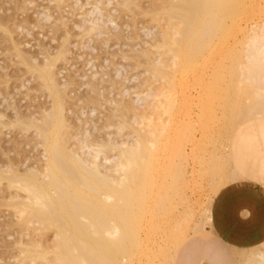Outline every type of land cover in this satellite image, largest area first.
Here are the masks:
<instances>
[{"label": "rangeland", "instance_id": "obj_1", "mask_svg": "<svg viewBox=\"0 0 264 264\" xmlns=\"http://www.w3.org/2000/svg\"><path fill=\"white\" fill-rule=\"evenodd\" d=\"M182 1L0 0V264H264V240L228 248L213 227L223 190L264 192V0L208 29ZM135 134L153 156L131 169Z\"/></svg>", "mask_w": 264, "mask_h": 264}, {"label": "bare ground", "instance_id": "obj_2", "mask_svg": "<svg viewBox=\"0 0 264 264\" xmlns=\"http://www.w3.org/2000/svg\"><path fill=\"white\" fill-rule=\"evenodd\" d=\"M185 1L186 0H183L182 2H184L185 3ZM242 1V0H241ZM189 2V3H188ZM237 2L238 3H240V0H188L187 1V3L189 4V6L187 7L186 5H187V3H185L184 5L187 7V8H185V9H187L186 10V13H189V14H193V16H196V15H199V20H195L194 21V23L197 21V27L198 28H200V29H208L210 26H216V25H218L219 24V22H220V19L221 18H227V17H229V18H231V17H236V16H238V14H240V12L237 14V12L239 11L238 10V4H237ZM248 4V3H247ZM243 7H244V5H242ZM246 7V6H245ZM176 8V7H175ZM178 8V7H177ZM183 8V7H182ZM188 8H189V10H188ZM184 9V10H185ZM243 8H241L240 10H242ZM244 11V10H243ZM174 12V11H173ZM242 14H243V12H242ZM196 24H195V26H196ZM192 40V42H193V40H194V34L193 35H191L189 38H186V39H184L183 40V43L182 44H189V43H187L189 40ZM47 57V56H46ZM47 60V59H46ZM255 66H258V64L256 65V64H254ZM43 73V72H42ZM254 75V74H253ZM256 75V74H255ZM47 76V75H46ZM53 76V75H52ZM243 78V77H242ZM242 78H241V82H244L243 80H242ZM43 79V78H42ZM49 79V78H48ZM53 79V78H52ZM239 79V78H238ZM253 79V78H252ZM251 79V80H252ZM45 80V79H44ZM237 80V79H236ZM251 80H248V81H251ZM53 81H54V79H53ZM209 81V80H208ZM233 81V80H232ZM254 81V80H253ZM213 81H211V83H212ZM217 82V84H211L212 86H210V88L211 87H213V89H212V91H211V93L212 92H214V93H216V94H213V95H217L218 96V94H220V93H218V92H220L221 90H218V89H221V88H219V84H221L220 82H218V81H215V82H213V83H216ZM221 82H223V80H221ZM237 83H235V81H234V83L236 84H234V83H232L231 81L229 82V84L230 83H232V87H231V85H229L231 88H235V86L236 87H239V90H238V88H236L235 89V92L237 93V90L239 91V93H240V87L242 86V88L244 87V89H241V91L243 90V92H244V90H245V87L248 85L246 82L245 83H242L241 85H240V83H238L239 82V80H237L236 81ZM50 83V82H49ZM51 83H52V81H51ZM54 83V82H53ZM228 83V82H227ZM224 84V83H223ZM223 84H222V87H223ZM226 84V83H225ZM238 84V85H237ZM243 84H245L244 86H243ZM252 85V81L251 82H249V85H248V87L249 86H251ZM55 85V84H54ZM200 85V84H199ZM206 85V84H205ZM228 85V84H227ZM240 85V86H239ZM229 86H227V87H229ZM50 87V86H49ZM248 87H246V88H248ZM52 88V87H51ZM210 88H209V91H210ZM226 87H225V85H224V89H225ZM52 89H54V87L52 88ZM223 89V88H222ZM229 91H230V88H227ZM226 89V90H227ZM163 90V89H162ZM226 90H224V92H222V94L224 93V94H226V92H228V90L226 91ZM163 91H166V90H163ZM163 91H161V93L163 92ZM193 91V90H192ZM223 91V90H222ZM226 91V92H225ZM56 92H57V90H56ZM233 94H235V92H234V90H232L231 91ZM61 93V92H60ZM230 93V92H229ZM231 93V94H232ZM239 93H237V94H239ZM223 94V95H224ZM241 94V93H240ZM59 95V94H58ZM166 95V94H165ZM204 95V94H203ZM209 95V94H208ZM227 95V94H226ZM169 95L167 94V97H168ZM228 96V95H227ZM232 96V95H231ZM64 97V96H63ZM165 97V96H164ZM172 98V97H171ZM196 98H198V96L196 97ZM165 99V98H164ZM199 99V98H198ZM218 99V98H217ZM216 99V100H217ZM229 99V98H228ZM56 100H58V99H56ZM214 100L213 101V103H214V105L215 104H218L219 103V100ZM164 101V100H163ZM210 101V100H209ZM235 101V100H234ZM55 103V102H54ZM166 103H167V105H166ZM189 103H191V102H189ZM211 103H212V101H211ZM227 103H228V101H227ZM236 103V102H235ZM257 103V102H256ZM163 104H164V102H163ZM172 104V103H171ZM174 104V103H173ZM219 104H221V102L219 103ZM218 104V105H219ZM226 104V103H225ZM38 105V104H37ZM63 105V104H62ZM61 105V106H62ZM160 105V104H159ZM169 105V103L167 102V101H165V105H164V107L165 106H168ZM211 105V104H210ZM254 105V104H253ZM188 106V105H187ZM226 106V105H225ZM158 107V106H157ZM168 107H170V106H168ZM174 107V106H173ZM188 107H190V106H188ZM210 107H212V106H210ZM216 107V106H215ZM222 107V106H221ZM227 107H229V106H227ZM252 107V106H251ZM258 107V106H257ZM257 107H256V109H257ZM160 108V107H159ZM213 108H214V106H213ZM254 108V107H253ZM259 108V107H258ZM163 109V108H162ZM171 109V108H170ZM219 109H220V107H219ZM223 109V108H222ZM31 110V109H30ZM147 110V109H146ZM155 110V109H154ZM158 110V109H157ZM167 110V109H166ZM235 110V109H234ZM233 110V111H234ZM156 111V110H155ZM162 111V110H161ZM164 111V110H163ZM221 111V110H220ZM57 112V111H56ZM55 112V114L57 115V113ZM60 112V111H59ZM147 112V111H146ZM188 112V111H187ZM199 112V111H198ZM218 112V111H217ZM224 112V111H223ZM162 113V112H161ZM252 113V112H251ZM29 114V113H28ZM146 114V113H145ZM167 114V113H166ZM170 114V113H169ZM194 114V113H193ZM206 114V113H205ZM216 114V113H215ZM214 114V115H215ZM60 115H61V113H60ZM160 115V114H159ZM228 115H230V114H228ZM227 115V116H228ZM34 116V115H33ZM165 116H167V115H165ZM164 116V117H165ZM197 116V115H196ZM224 116V115H223ZM234 116V115H233ZM60 117V116H59ZM213 117H215V116H213ZM145 118V117H144ZM162 119V117H159V119ZM166 118V117H165ZM230 118V117H229ZM215 119V118H214ZM213 119V120H214ZM217 119V118H216ZM229 120V119H228ZM232 120V119H231ZM62 121V120H61ZM216 121V120H215ZM218 121V120H217ZM225 121V120H224ZM230 121V120H229ZM160 122V121H159ZM232 122V121H231ZM164 124V123H163ZM193 124V123H192ZM213 124H216V122L215 123H213ZM162 125V124H161ZM195 125V124H194ZM228 125H229V123H228ZM151 126V125H150ZM149 126V128H151ZM153 127H156V129H158L157 128V126H154V125H152ZM163 126V125H162ZM161 127V126H160ZM217 127V126H216ZM152 129V128H151ZM164 129H165V127H164ZM210 129V128H209ZM214 129H216V128H214ZM213 129V130H214ZM37 130H39V129H37ZM153 130V129H152ZM151 130V131H152ZM158 130H160V129H158ZM158 130H154L155 131V134H156V132L158 131ZM204 130V129H203ZM163 131V130H162ZM217 131V130H216ZM150 132V131H149ZM149 132H148V134H149ZM159 132V131H158ZM157 132V133H158ZM161 132V131H160ZM38 133V132H37ZM137 134H138V132H137ZM139 134H141V133H139ZM148 134L146 135V137H149L148 136ZM151 134V133H150ZM175 134V133H174ZM212 134V133H211ZM39 135V134H38ZM136 135V134H135ZM134 135V136H135ZM144 135V134H143ZM154 134L152 133V137H150V138H154V136H153ZM157 136H158V134H156ZM162 135V134H161ZM136 137H137V140H138V136L136 135ZM140 137V136H139ZM210 137V136H209ZM212 137H213V135H212ZM144 138V140L146 139L145 138V136L143 137ZM143 138H142V140H143ZM158 138H160V136H158ZM148 139V138H147ZM146 139V140H147ZM212 139V138H211ZM63 140V139H62ZM142 140H138V143H137V146L134 148V149H127V150H125V155L124 156H128V158H129V161H130V167H131V169H133V164H134V162H137L138 160L140 161L141 159H142V161L144 160V162H145V159H147V160H150V157H151V155L149 154L150 153V151L148 150V144L146 145V143L144 142V141H142ZM153 140V139H152ZM149 140H147V142H148ZM154 141V140H153ZM156 141V140H155ZM158 141V140H157ZM156 141V142H157ZM211 141V140H210ZM60 142V141H59ZM58 142V143H59ZM62 143V142H61ZM134 143H136V142H134ZM150 143V142H149ZM155 143V142H154ZM64 144V143H63ZM157 144V143H156ZM135 145V144H134ZM150 145H152L151 143H150ZM153 145H155V144H153ZM169 145V144H168ZM199 145V144H198ZM49 146V145H48ZM61 146V145H60ZM203 146V145H202ZM63 147V146H62ZM67 147V146H66ZM152 147H154V146H152ZM54 148H55V146H54ZM81 148V147H80ZM58 150H59V148H57ZM56 149V150H57ZM150 149V148H149ZM154 149V148H153ZM43 150V149H42ZM52 150V149H51ZM45 151V150H44ZM47 151V156H48V159H50V160H55V159H59V154H63L61 151V153H58V152H54L53 150V152H48V150H46ZM50 151V150H49ZM74 151V150H73ZM195 151V150H194ZM64 152H65V150H64ZM199 152V151H198ZM204 152V151H203ZM50 153V154H49ZM66 153V152H65ZM75 153V152H74ZM77 153V152H76ZM75 153V154H76ZM123 153V152H122ZM44 154H46V153H44ZM69 154V153H68ZM154 154V153H153ZM157 154V153H156ZM122 155V154H121ZM45 156V155H44ZM68 156V155H67ZM69 156H71V155H69ZM76 156L78 157V155L76 154ZM153 156V155H152ZM170 156V155H169ZM168 156V157H169ZM196 156V155H195ZM201 157V156H200ZM42 158V157H41ZM47 158V157H46ZM75 158V157H74ZM152 158V157H151ZM194 158V157H193ZM77 159V158H76ZM138 159V160H137ZM154 159V158H153ZM198 159V158H197ZM78 160H79V158H78ZM77 160V161H78ZM136 160V161H135ZM147 160H146V162H147ZM156 160H158L157 158H156ZM156 160H154L155 161V163H156ZM167 160H168V158H167ZM153 161V160H152ZM202 160H200L199 162H201ZM46 162V161H45ZM52 162V161H51ZM131 162H133V164L131 163ZM141 162V161H140ZM144 162L142 163V164H144ZM159 162V161H158ZM158 162H157V164H158ZM166 162V161H165ZM80 163L82 164V162L80 161ZM80 163H79V161H78V164H77V166L79 165L80 167L82 166V165H80ZM154 163V162H153ZM154 163V164H155ZM28 164V163H27ZM137 164H139V163H137ZM147 164H148V162H147ZM147 164H145L146 166H148ZM152 163H150V165H151ZM154 164H153V166H154ZM199 164V163H198ZM46 165V164H45ZM49 165V164H48ZM136 165V164H135ZM144 165V166H145ZM201 166V165H200ZM212 166V165H211ZM79 167V168H80ZM140 167H142L141 169H143V166H140ZM54 168V167H53ZM78 168V167H77ZM82 168V167H81ZM83 169V168H82ZM136 169V168H135ZM147 169V168H146ZM213 169V168H212ZM46 170V169H45ZM97 170V169H96ZM147 170H149V169H147ZM151 170H153V169H151ZM150 170V171H151ZM231 170V169H230ZM132 171V170H131ZM144 171H145V169H144ZM213 171V170H212ZM47 172V171H46ZM133 172V171H132ZM145 172H147V171H145ZM152 172V171H151ZM113 173V172H112ZM148 173V172H147ZM213 174V173H212ZM211 175V174H210ZM134 176H135V174H134ZM51 177V176H50ZM108 177V176H107ZM109 179V178H108ZM136 179H138V176H137V178ZM51 180V179H50ZM103 180H105V179H103ZM102 180V181H103ZM124 180V179H123ZM40 181H41V179H40ZM137 181V180H136ZM140 181V180H139ZM138 181V182H139ZM42 182V181H41ZM40 182V183H41ZM112 182V181H111ZM115 182V181H114ZM126 182V181H125ZM144 182V181H143ZM102 183H104L103 185H108L109 186V184L108 183H110V182H108V181H103ZM137 183V182H136ZM43 184V183H42ZM96 184H97V182H96ZM95 184V185H96ZM100 184V186H102L101 185V183H99V181H98V185ZM139 184V183H138ZM127 185V184H126ZM130 185L132 186V184L130 183ZM137 185V184H136ZM140 185H142V184H140ZM40 186V185H39ZM108 186H106L107 188H109ZM122 186H124V184H122ZM144 186V185H143ZM110 187H112V185L110 186ZM119 187V186H118ZM125 187H128V186H125ZM146 187V186H145ZM38 188V187H37ZM47 188V187H46ZM104 188V187H103ZM107 188L105 189V191H103L104 189H102V187H101V191H103V192H106V190H107ZM121 188H123V187H121ZM121 188H120V190H121ZM119 189V188H118ZM125 189V188H124ZM132 189V188H131ZM134 189V188H133ZM141 189V188H140ZM51 190H52V188H51ZM108 190H110V189H108ZM107 190V191H108ZM39 191V190H38ZM44 191V190H43ZM48 191V190H47ZM101 191L99 190H97L96 191V193H98V192H100V194H102L101 193ZM117 191V190H116ZM119 191V190H118ZM131 191V190H130ZM130 191H128V192H130ZM137 191H139V190H137ZM137 191H136V193H137ZM142 191H144V190H142ZM141 191V192H142ZM90 192H94V190H92V191H90ZM90 192H89V194H90ZM125 192V191H124ZM128 192H126L127 193V195H128ZM41 193H43L42 192V190L40 191V194ZM52 193V192H51ZM96 193H93L94 195L96 194ZM133 193V192H132ZM47 194H48V192H47ZM92 194V193H91ZM99 194V193H98ZM119 194V193H118ZM139 195H141L140 194V191H139V193H138ZM103 195H105V193L104 194H102V196ZM110 195V194H109ZM109 195H107L106 194V196H103V198H108V197H110ZM44 196H46V194H44ZM59 196V195H58ZM90 196V195H89ZM97 196V195H96ZM116 196V195H115ZM133 196V195H132ZM144 196V195H143ZM46 197H48V199H49V197L51 198V196H49V194H48V196H46ZM56 197V196H55ZM94 197V196H93ZM92 197V198H93ZM98 197H100V198H98ZM98 197H95V198H97V199H95V200H93V201H96L94 204H95V206H97V207H100L102 204H103V209L104 210H106V207H104L105 206V203H107L106 201H104L105 199H103V200H101L102 198H101V195L100 196H98ZM120 197V196H119ZM130 197V196H129ZM138 197V196H137ZM137 197H135L136 199H137ZM114 198V197H113ZM121 198V197H120ZM122 198H123V196H122ZM46 199V198H45ZM45 199H43V200H45ZM54 199V198H53ZM53 199H50L51 200V202H53L54 200ZM58 198H55V200H57ZM124 199H126V198H123V200ZM132 199V198H131ZM49 200V201H50ZM61 200V199H60ZM59 199L57 200L58 202L60 201ZM90 201H92L91 199H89ZM98 200V201H97ZM99 200H101V203H99L100 201ZM110 200V199H109ZM112 200V199H111ZM117 200H119V199H117ZM143 200V199H142ZM49 201H48V203H49ZM85 201V200H84ZM115 201V200H114ZM128 201H129V198H128ZM45 202H47V201H45ZM86 202V201H85ZM102 202H104V203H102ZM119 203H120V201H118ZM139 202V201H138ZM44 203V202H43ZM87 203V202H86ZM85 203V204H86ZM90 203V202H89ZM97 203H99L100 204V206H98L97 205ZM112 203V202H111ZM111 203H109V204H106V206L107 205H112L113 206V204H111ZM115 203H117V201L115 202ZM118 203V204H119ZM133 203V202H132ZM45 204V203H44ZM84 204V203H83ZM84 204V205H85ZM118 204H116V205H118ZM137 204V203H136ZM143 204V203H142ZM158 204V203H157ZM83 205V206H84ZM92 205V204H91ZM131 205V204H130ZM130 205H129V207H130ZM133 205V204H132ZM87 206V205H86ZM90 206V205H89ZM89 206H87V207H89ZM93 206V205H92ZM120 206V205H119ZM161 206H162V204H161ZM109 207V206H108ZM115 207V206H114ZM117 207V206H116ZM132 207V206H131ZM137 207H138V205H137ZM147 207V206H146ZM152 207V206H151ZM155 207V206H154ZM94 208V207H93ZM96 208V207H95ZM102 208V207H101ZM113 208V207H112ZM124 209H125V207H123ZM123 208H122V210H123ZM128 208V207H127ZM135 208V207H134ZM84 209H86V208H84ZM111 209V208H110ZM115 209H117V208H115ZM114 209V210H115ZM120 209V208H119ZM129 209H131V208H129ZM128 209V210H129ZM165 209V208H164ZM113 210V211H114ZM121 210V209H120ZM126 210V209H125ZM143 210V209H142ZM153 210V209H152ZM154 210H157V209H154ZM158 210H162V209H159V206H158ZM93 211H95V210H93ZM101 211V210H100ZM117 211V210H116ZM119 211V210H118ZM163 211V210H162ZM165 211V210H164ZM90 212H91V210H90ZM96 212V211H95ZM103 212V211H102ZM101 212V213H102ZM105 212V211H104ZM109 212V211H108ZM107 212V213H108ZM120 212V211H119ZM126 212H128V211H126ZM132 212V211H131ZM130 212V213H131ZM151 212H153V211H151ZM160 212V211H159ZM85 213V212H84ZM96 213H98V212H96ZM114 213H116V212H114ZM130 213H128V214H130ZM139 213H140V211H139ZM138 213V214H139ZM90 214V213H89ZM106 214V213H105ZM113 214V213H112ZM111 214V215H112ZM118 214V213H117ZM126 214V213H125ZM133 214V213H132ZM155 214H156V212H155ZM154 214V215H155ZM159 214V213H158ZM162 214V213H161ZM91 216H92V212H91V214H90ZM123 215V214H122ZM121 215V216H122ZM134 215V214H133ZM143 215V214H142ZM84 216H86V215H84ZM96 216V215H95ZM99 216V215H98ZM126 216V215H125ZM128 216V215H127ZM151 216V215H150ZM94 217V216H93ZM110 217H112V216H110ZM129 217V216H128ZM131 217H132V215H131ZM138 217V216H137ZM155 217V216H154ZM159 217V216H158ZM86 218H87V216H86ZM160 218V217H159ZM91 218H90V216H89V220H90ZM93 219V218H92ZM92 219H91V221H92ZM105 219V218H104ZM107 219H108V216H107ZM115 219H118V218H115ZM128 219V218H127ZM130 219V218H129ZM137 219V218H136ZM165 219V218H164ZM134 220H135V218H134ZM133 220V221H134ZM151 220H152V218H151ZM118 221V220H117ZM132 221V222H133ZM138 221V220H137ZM156 221V220H155ZM154 221V222H155ZM158 221V220H157ZM86 223L88 222L89 223V221L87 220V221H85ZM95 222V221H94ZM96 222H98V221H96ZM95 222V223H96ZM105 222L106 221H104L103 223L105 224ZM119 222V225H122L123 223H120V220L118 221ZM128 222H129V220H127V224H128ZM136 222V221H135ZM139 222V221H138ZM85 223V224H86ZM130 223V222H129ZM184 223H185V221H184ZM84 224V225H85ZM99 224H100V222H99ZM150 224V223H149ZM91 225H92V223H91ZM90 225V226H91ZM118 225V226H119ZM133 225V224H132ZM88 226V225H87ZM86 226V227H87ZM93 226V225H92ZM92 226H91V229H92ZM117 226V227H118ZM125 226H127V225H125ZM128 226H130V225H128ZM134 226H136L135 224H134ZM83 227H85V226H83ZM100 227V226H99ZM103 227V226H102ZM105 227V226H104ZM154 227V226H153ZM178 227V226H177ZM135 228V227H134ZM138 228V227H137ZM152 228V227H151ZM150 228V229H151ZM84 229V228H83ZM86 229V228H85ZM120 229V228H119ZM117 230V229H116ZM124 230H125V228H124ZM133 229L131 228V231H132ZM155 230H157V229H155ZM154 230V231H155ZM159 230V229H158ZM162 230V229H161ZM130 231V230H129ZM152 231V230H151ZM86 232H87V230H86ZM89 232V231H88ZM115 232V231H114ZM122 232H125V231H122ZM157 232V231H156ZM85 233V232H84ZM118 233V232H117ZM127 233V232H126ZM129 233V232H128ZM127 233V234H128ZM134 233H136V232H134ZM152 233V232H151ZM87 234V233H86ZM116 234V233H115ZM140 234V233H139ZM147 234V233H146ZM156 235V234H155ZM110 236H111V234H110ZM120 236L121 235H119L118 234V237L120 238ZM132 236V235H131ZM152 236V235H151ZM135 237V236H134ZM161 237V236H160ZM164 237H165V235H164ZM168 237V236H167ZM176 237V236H175ZM127 238H128V236H127ZM136 238H138V237H136ZM166 238V237H165ZM132 239V238H131ZM103 240H104V238H103ZM178 240H179V238H178ZM101 241V240H100ZM119 241H120V239H119ZM118 241V242H119ZM153 241H154V239H153ZM99 242V241H98ZM103 242V241H102ZM107 242V241H106ZM116 242V241H115ZM126 242H127V240H126ZM104 243V242H103ZM121 243V242H120ZM132 243H133V241H132ZM148 243H149V241H148ZM157 243V242H156ZM106 244V243H105ZM119 244V243H118ZM131 244V243H130ZM136 243H134V245H135ZM170 244V243H169ZM107 245V244H106ZM110 245V244H109ZM125 245V244H124ZM132 245V244H131ZM152 245V244H151ZM150 245V246H151ZM172 245V244H171ZM87 246V245H86ZM90 246V245H89ZM119 246H120V244H119ZM119 246H118V248H119ZM145 246V245H144ZM157 246V245H156ZM173 246V245H172ZM91 247V246H90ZM89 247V248H90ZM122 248H124V247H122ZM173 249V248H172ZM89 250V249H88ZM88 250H86V251H88ZM111 250V249H110ZM123 250V249H122ZM135 250H137V249H135ZM153 250V249H152ZM121 250H119V252H120ZM90 252V251H89ZM103 252V251H102ZM156 252V251H155ZM101 253V252H100ZM104 253V252H103ZM149 253V252H148ZM152 253V252H151ZM167 253H169V250H168V252ZM86 254H87V252H86ZM108 254V253H107ZM116 254V253H115ZM170 254V253H169ZM89 255V254H88ZM87 255V256H88ZM146 255H147V253H146ZM151 255V254H150ZM117 256V255H116ZM98 257V256H97ZM139 257H140V255H139ZM100 259H101V257H100ZM104 259V258H103ZM93 260V259H92ZM57 261V260H56ZM85 261V260H84ZM95 264H105V262L104 263H102L100 260H98V258H96L95 259ZM103 261V260H102ZM105 261V260H104ZM115 262H116V260H115ZM56 263V262H55ZM85 262H83V264H84ZM58 264H60V262L58 261Z\"/></svg>", "mask_w": 264, "mask_h": 264}, {"label": "crops", "instance_id": "obj_3", "mask_svg": "<svg viewBox=\"0 0 264 264\" xmlns=\"http://www.w3.org/2000/svg\"><path fill=\"white\" fill-rule=\"evenodd\" d=\"M233 187L238 189L241 197H251L252 201L249 204L247 202L235 201L231 195L232 192H228L232 186L223 190L214 201V232L228 248L239 249L259 245L264 240V231L260 234L259 230L264 225V192L258 191L252 185ZM249 188L256 190L257 194H251ZM256 195H259L261 198L260 204L258 205L256 202L254 203V197ZM253 210H257L255 211L256 213H253L255 217L252 223H248V218L251 216L250 212ZM248 212L249 215L247 214ZM213 263L224 264V261L217 257L213 260Z\"/></svg>", "mask_w": 264, "mask_h": 264}]
</instances>
